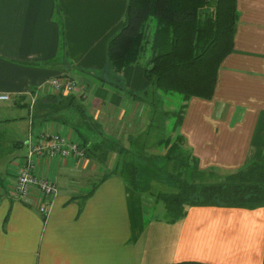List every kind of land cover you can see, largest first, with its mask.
I'll return each instance as SVG.
<instances>
[{
    "label": "crops",
    "instance_id": "crops-1",
    "mask_svg": "<svg viewBox=\"0 0 264 264\" xmlns=\"http://www.w3.org/2000/svg\"><path fill=\"white\" fill-rule=\"evenodd\" d=\"M126 7L127 0H0V95L9 97L0 113H11L0 123L28 127L24 142L0 134V264H264V205L190 206L171 221L120 172L123 156L148 150L154 129L149 105L110 84L148 86L138 64L116 72L106 58ZM237 9L213 95L192 97L178 130L195 173L219 180L264 156V0H237ZM62 45L70 64L49 63ZM62 75L76 81L71 93L49 87ZM43 127L85 151L83 159L37 160L34 172L58 187L47 216L37 190L28 198L12 191L18 159Z\"/></svg>",
    "mask_w": 264,
    "mask_h": 264
},
{
    "label": "trees",
    "instance_id": "trees-1",
    "mask_svg": "<svg viewBox=\"0 0 264 264\" xmlns=\"http://www.w3.org/2000/svg\"><path fill=\"white\" fill-rule=\"evenodd\" d=\"M238 17L237 0H127L123 24L108 40L106 58L121 72L145 57L148 87L139 93L125 92L149 105L151 127L157 115L165 122L173 117L172 135L157 142L166 148V159L181 157L184 138L178 130L188 101L212 97L220 64L233 49ZM167 98L178 104L176 109L165 108ZM124 165L127 172H120L128 186L140 190L139 166ZM173 182L172 192L157 195L171 221L183 217L190 206L253 209L264 205V156L218 181L175 178Z\"/></svg>",
    "mask_w": 264,
    "mask_h": 264
},
{
    "label": "rangeland",
    "instance_id": "rangeland-1",
    "mask_svg": "<svg viewBox=\"0 0 264 264\" xmlns=\"http://www.w3.org/2000/svg\"><path fill=\"white\" fill-rule=\"evenodd\" d=\"M63 49L64 45H62V48L60 49L59 55L55 59H52L51 62L55 65V63L61 62L63 65H66L64 61L70 64L68 59H65L63 57ZM62 65V64H60ZM141 68L144 69L146 63H145V57L142 58L140 63L138 64ZM116 85H119L123 87V92H125V89H127L125 85V80L116 81L114 82ZM148 87V86H147ZM119 92V91H118ZM138 92V91H134ZM142 92V91H139ZM138 92V93H139ZM167 104L165 105L166 109L174 110L177 108L178 104H174L175 101L167 98L166 99ZM179 103V101L177 102ZM11 114L10 112H6L4 115L1 116L0 113V119H5L8 117V115ZM159 115L155 117L154 120V129L153 131L147 132L148 137L145 140V144L148 145V150L144 148V150H131L132 154H127L122 157L120 160L119 170H124V164L128 163H134L135 165L139 166L140 172H138L137 175V185L138 188L143 193V196L149 200L154 201L156 206H159L161 208H164V203L161 201L160 198H158V194L162 193H170L173 191V188L175 186V183L173 182V179L180 178V179H186L188 181L192 182H212V181H218L219 179L213 176L212 174H205L200 175L198 173H195V165H193L192 157L190 156V152L184 147V149L181 151V157L177 160L175 159H166L163 155H165L166 151L164 149V145L157 146L156 141L160 138H167L172 135L171 131V122L173 120V117H170L166 122L163 121V119L158 118ZM11 122V123H9ZM0 126V134L8 136V135H14L15 140L17 141H23L24 137L26 136L28 132V127L23 125H15L12 121H2ZM33 130L35 132V126H33ZM33 132V133H34ZM155 147L158 149L156 154V149L153 148L150 150V148ZM24 146L17 148V153H22L24 151ZM107 152V151H106ZM156 154V155H155ZM115 155L112 154L110 157H113L112 160L114 163H116ZM107 157V156H106ZM109 160V159H108ZM141 164V165H140ZM127 166V165H126ZM110 167V166H109ZM112 169V167H110ZM128 168V172H129ZM125 171V170H124ZM127 172V171H125ZM156 200V201H155ZM158 207V208H159ZM165 216L166 211H165Z\"/></svg>",
    "mask_w": 264,
    "mask_h": 264
},
{
    "label": "built area",
    "instance_id": "built-area-1",
    "mask_svg": "<svg viewBox=\"0 0 264 264\" xmlns=\"http://www.w3.org/2000/svg\"><path fill=\"white\" fill-rule=\"evenodd\" d=\"M48 83L51 90L62 94L71 93L76 87V81L65 75L52 77ZM8 98L6 94L0 95L1 100ZM43 157L50 159L54 157L83 159L85 158V151L80 147L78 141L50 127H43L39 130L35 139L29 142L25 155L18 159L19 168L12 191L20 198H28L32 190H37L41 197L43 196L45 199L39 211L47 216L49 207L58 192V187L54 180L41 177L34 172L37 160Z\"/></svg>",
    "mask_w": 264,
    "mask_h": 264
}]
</instances>
